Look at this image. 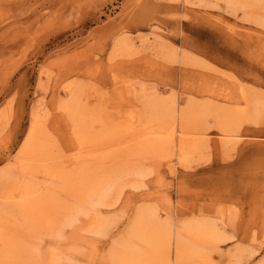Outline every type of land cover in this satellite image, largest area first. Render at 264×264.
Masks as SVG:
<instances>
[{"label":"rangeland","instance_id":"374dc122","mask_svg":"<svg viewBox=\"0 0 264 264\" xmlns=\"http://www.w3.org/2000/svg\"><path fill=\"white\" fill-rule=\"evenodd\" d=\"M238 85L264 96V18L248 19L225 0H0V169L12 177L0 175V208L8 210L4 196L20 178L44 180L21 174L16 159L34 110L53 149L62 152V164L76 167L74 123L58 105L67 99V87L84 92L87 115L95 103L111 121L140 107L142 95L166 99L178 110L189 101L193 109L212 102L241 106ZM221 92H230L231 101L222 100ZM203 114L195 123L205 131L197 136L207 140V150L194 156L200 161L180 167L176 147L172 157H146L140 186H123L114 193L116 204L95 205V217L106 219L101 233L82 230L93 223L83 218L61 226L59 237L38 233L39 250L54 255L73 246L84 264H108L112 241L125 233L141 204L154 203L161 219L170 212L177 221L220 204L234 209L233 224L216 220L228 236L218 249L234 254L229 263L254 264L264 257L256 234L264 224V116L244 122L221 149L219 130ZM250 248L258 250L250 256Z\"/></svg>","mask_w":264,"mask_h":264},{"label":"bare ground","instance_id":"6f19581e","mask_svg":"<svg viewBox=\"0 0 264 264\" xmlns=\"http://www.w3.org/2000/svg\"><path fill=\"white\" fill-rule=\"evenodd\" d=\"M225 1L236 10H242L248 19L264 18V0ZM244 88L238 85L237 90L239 99L244 104L232 108L212 102L193 109L192 102L189 101L178 110L174 105H168L166 99L142 95L139 97L141 106L127 113L125 119L130 120L127 123L125 119L107 121L108 117L99 113L102 107H97L95 103L91 105L92 111L87 115L84 110L88 105H84L82 101L84 92L78 91L77 87H67L68 97L58 105L71 118L76 132L79 148L74 158L77 165L71 170L62 164L64 157L59 154L62 152H55L52 140L49 141L45 135L39 115L34 110L27 135L16 152V161L22 165L19 171L21 174H41L44 180L39 183L32 180L21 181V178L20 181L15 180L16 183L12 181L15 185L12 183L13 187L4 196V202L9 207H6L8 210L3 206L0 208V264H60L61 261L65 264H84L75 255L76 247L54 252L51 250L54 255H50L51 252L39 250L37 246L40 245L38 243L36 246L35 238L38 233L59 237L61 226L78 225L83 218L93 223L82 226V230L101 233L106 219L95 217V205L116 204L119 196H115V192L126 185L136 188L140 186L137 180L140 181L146 174L142 164L148 156L165 154L172 157L170 151L173 152L176 147L180 167L188 169L194 162L197 163L202 157H194L195 154L207 148L206 138L197 136L205 131H198L199 126L195 125L203 112L207 118L213 119L214 126L221 134L217 145L224 149L227 141L238 134L244 122L258 123L264 116V96L250 95ZM221 93V96L220 93L218 95L222 100L231 101L230 92ZM203 154H206L205 151ZM223 155L226 156L225 153ZM8 166V171L11 172V166ZM170 169L174 172L175 164L172 163ZM4 172L5 169L0 171V175H5ZM7 174L5 177L9 178L10 175ZM128 178L130 181L127 183L125 181ZM1 192L3 194L4 190ZM117 195H121L120 192ZM151 205L141 204L125 233L112 241L105 256L108 264L232 263L229 261L234 254L221 253L218 243L228 238L223 225L234 223L233 208L220 204L208 205L198 214L194 212L196 215L190 214L177 221L171 217L170 212H165L161 219L158 208L153 206L154 203ZM163 206L165 210H169L170 202ZM218 219L223 224L220 227L216 221ZM256 234L260 248H264V224L261 223ZM248 250H252L248 252L252 256L258 249ZM254 264H264V257Z\"/></svg>","mask_w":264,"mask_h":264}]
</instances>
